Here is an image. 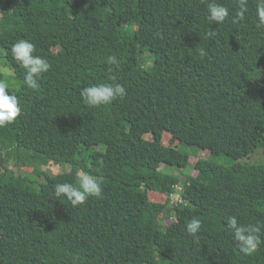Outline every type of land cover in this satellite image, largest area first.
<instances>
[{"label":"trees","instance_id":"trees-1","mask_svg":"<svg viewBox=\"0 0 264 264\" xmlns=\"http://www.w3.org/2000/svg\"><path fill=\"white\" fill-rule=\"evenodd\" d=\"M207 2L0 0V56L22 108L0 128V264H264V244L246 255L226 228L229 216L264 224V162L245 159L264 142V27L257 0L242 20L238 0H216L229 9L220 25L206 19ZM21 39L51 65L37 90L10 54ZM102 82L122 84L125 97L84 104L81 88ZM186 146L211 156L194 174L183 171ZM48 162L70 168L50 175ZM78 172L97 177L102 195L56 200L54 185ZM177 184L181 201L170 198Z\"/></svg>","mask_w":264,"mask_h":264},{"label":"clouds","instance_id":"clouds-1","mask_svg":"<svg viewBox=\"0 0 264 264\" xmlns=\"http://www.w3.org/2000/svg\"><path fill=\"white\" fill-rule=\"evenodd\" d=\"M248 0H238L239 13L238 19L244 18L247 10ZM257 26L264 27V0H257L256 3ZM229 17V9L224 5L217 3L216 0H208L206 19L212 24L214 22L219 25ZM235 22V21H234ZM209 36L215 35V32L208 33ZM35 45L25 39L16 41L11 45L10 54L12 59L19 63L24 69L23 83L32 90H37L39 79L42 74L48 72L51 68L48 60L42 56L34 55ZM199 54L205 55L203 49ZM106 62L109 65H119L116 56L110 55ZM110 79L115 80V77ZM126 95L125 87L120 83H94L80 90V96L84 104L90 107L106 106L111 104L117 98L123 99ZM22 113V108L18 97L9 92L6 83L0 81V128H3L14 122ZM101 181L87 173L76 174L75 183H57L54 185L53 192L56 200L61 198L68 200L73 207L84 204L90 197H100L102 195ZM186 231L189 235L195 236L200 228L201 221L198 218H192L186 221ZM226 228L230 230L239 250L244 254H252L257 248L264 244L261 239V231L264 224H240L236 216H229L226 220Z\"/></svg>","mask_w":264,"mask_h":264},{"label":"rangeland","instance_id":"rangeland-1","mask_svg":"<svg viewBox=\"0 0 264 264\" xmlns=\"http://www.w3.org/2000/svg\"><path fill=\"white\" fill-rule=\"evenodd\" d=\"M143 58H144V65L145 66L150 65L151 60H152V55L150 54V52L145 51L143 54ZM3 59H4L3 56L2 57L0 56V81L6 83L8 88L14 91L16 87L18 86L17 79L15 78L13 71L7 65L3 64ZM146 137H150V135L146 134ZM163 141L164 143H168V144L171 143V145H176V142L171 140L170 135L168 133H164ZM183 149L186 151H190L192 153V155L189 158V164L186 167L187 169L183 170L184 172L187 171V172L194 174L195 170L191 166L195 162V160L198 157L207 158L210 156L209 151L206 149H198V148H195L194 146H186V147H183ZM194 153H196V156L194 155ZM214 159L217 162L228 163V157L225 155L217 156ZM245 159L249 161H257V162H252V163H260L259 161L264 162V142H261L259 146L248 157H245ZM7 167L12 168L16 172L31 171L30 167H18L14 165L11 159H10V162H8ZM69 168H70V164L68 163H55V162H48L47 164L40 166L41 170H44L46 173L50 175H55L57 173L69 170ZM148 193H149V198L151 200L159 201V202H163L165 200L164 194L153 193L150 191ZM170 195H171L170 198L176 197V194L174 192ZM172 221H174L173 216L169 217L167 220H163L162 225L169 226V224Z\"/></svg>","mask_w":264,"mask_h":264},{"label":"built area","instance_id":"built-area-1","mask_svg":"<svg viewBox=\"0 0 264 264\" xmlns=\"http://www.w3.org/2000/svg\"><path fill=\"white\" fill-rule=\"evenodd\" d=\"M180 189H181V186L179 184L175 185V190L173 191L175 194H176V197L175 198H172L171 197V200H178V201H181V197H180ZM172 192V193H173ZM171 193V194H172ZM171 196V195H170Z\"/></svg>","mask_w":264,"mask_h":264}]
</instances>
